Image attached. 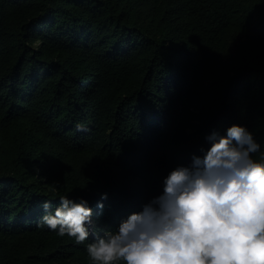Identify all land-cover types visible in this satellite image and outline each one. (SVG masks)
I'll return each instance as SVG.
<instances>
[{"label":"trees","instance_id":"trees-1","mask_svg":"<svg viewBox=\"0 0 264 264\" xmlns=\"http://www.w3.org/2000/svg\"><path fill=\"white\" fill-rule=\"evenodd\" d=\"M232 123L264 149V0H0V264H93ZM66 194L85 242L37 223Z\"/></svg>","mask_w":264,"mask_h":264},{"label":"clouds","instance_id":"clouds-1","mask_svg":"<svg viewBox=\"0 0 264 264\" xmlns=\"http://www.w3.org/2000/svg\"><path fill=\"white\" fill-rule=\"evenodd\" d=\"M206 139L202 154L163 177L162 192L117 228L96 232L86 244L93 264H264L261 142L242 123ZM59 200L54 208L52 199L43 200L38 225L85 242L96 223L89 201L67 194Z\"/></svg>","mask_w":264,"mask_h":264}]
</instances>
